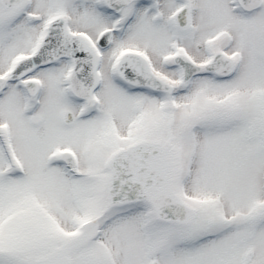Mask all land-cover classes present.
I'll use <instances>...</instances> for the list:
<instances>
[{
  "label": "snow or ice",
  "instance_id": "snow-or-ice-1",
  "mask_svg": "<svg viewBox=\"0 0 264 264\" xmlns=\"http://www.w3.org/2000/svg\"><path fill=\"white\" fill-rule=\"evenodd\" d=\"M0 264H264V0H0Z\"/></svg>",
  "mask_w": 264,
  "mask_h": 264
}]
</instances>
